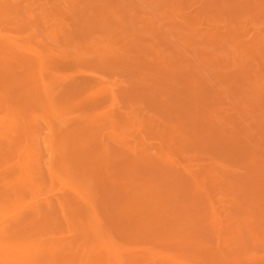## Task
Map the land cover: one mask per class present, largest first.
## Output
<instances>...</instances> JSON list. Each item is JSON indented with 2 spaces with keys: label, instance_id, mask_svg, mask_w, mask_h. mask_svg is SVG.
<instances>
[{
  "label": "rangeland",
  "instance_id": "374dc122",
  "mask_svg": "<svg viewBox=\"0 0 264 264\" xmlns=\"http://www.w3.org/2000/svg\"><path fill=\"white\" fill-rule=\"evenodd\" d=\"M0 264H264V0H0Z\"/></svg>",
  "mask_w": 264,
  "mask_h": 264
}]
</instances>
